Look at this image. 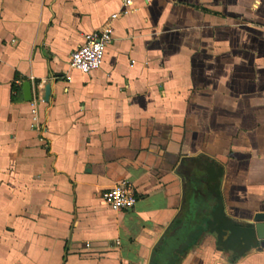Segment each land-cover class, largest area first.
<instances>
[{
	"label": "crops",
	"instance_id": "1",
	"mask_svg": "<svg viewBox=\"0 0 264 264\" xmlns=\"http://www.w3.org/2000/svg\"><path fill=\"white\" fill-rule=\"evenodd\" d=\"M126 1L0 0V264H264V0Z\"/></svg>",
	"mask_w": 264,
	"mask_h": 264
},
{
	"label": "built area",
	"instance_id": "2",
	"mask_svg": "<svg viewBox=\"0 0 264 264\" xmlns=\"http://www.w3.org/2000/svg\"><path fill=\"white\" fill-rule=\"evenodd\" d=\"M126 5H131V1H126ZM126 13L127 11L123 12V14ZM118 16V14L112 15L102 29L93 33L83 45L72 52L69 62L71 69L84 75H90L101 68L106 49L113 42V22ZM68 80H70V78H68ZM39 87H41V85ZM34 99L33 128L43 135L45 129L38 119L35 108L39 101L43 102L44 100L38 97V95L34 97ZM102 198L108 206L118 212L131 210L137 203L136 191L130 182H123L113 189L106 191L103 193Z\"/></svg>",
	"mask_w": 264,
	"mask_h": 264
},
{
	"label": "water",
	"instance_id": "3",
	"mask_svg": "<svg viewBox=\"0 0 264 264\" xmlns=\"http://www.w3.org/2000/svg\"><path fill=\"white\" fill-rule=\"evenodd\" d=\"M51 92V87H46V97L48 99ZM23 93L24 99L26 102H31L32 100V86L30 82L23 83ZM254 222V229L257 238L260 241H264V213H257L253 219Z\"/></svg>",
	"mask_w": 264,
	"mask_h": 264
},
{
	"label": "trees",
	"instance_id": "4",
	"mask_svg": "<svg viewBox=\"0 0 264 264\" xmlns=\"http://www.w3.org/2000/svg\"><path fill=\"white\" fill-rule=\"evenodd\" d=\"M232 235L233 237L229 239V245L231 246H235L236 244L238 246H241L242 244H246L245 243V239H247L248 241L251 239L253 241L254 239V235H255V231L252 228H241V227H233L232 229ZM247 241V242H248Z\"/></svg>",
	"mask_w": 264,
	"mask_h": 264
},
{
	"label": "rangeland",
	"instance_id": "5",
	"mask_svg": "<svg viewBox=\"0 0 264 264\" xmlns=\"http://www.w3.org/2000/svg\"><path fill=\"white\" fill-rule=\"evenodd\" d=\"M245 228H252V229H254V222H253V217H252V220H251V225L250 226H245V225H243ZM254 231H255V229H254ZM241 247H243V245H241Z\"/></svg>",
	"mask_w": 264,
	"mask_h": 264
}]
</instances>
